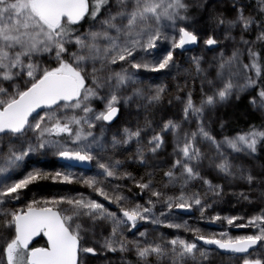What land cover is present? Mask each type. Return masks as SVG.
<instances>
[{"label":"snow or ice","instance_id":"obj_1","mask_svg":"<svg viewBox=\"0 0 264 264\" xmlns=\"http://www.w3.org/2000/svg\"><path fill=\"white\" fill-rule=\"evenodd\" d=\"M222 42H227L223 49ZM201 43L215 54L207 68L203 55L183 60ZM141 72L177 80L182 119L165 116L155 124L154 110L168 88L145 85ZM245 92L249 105L264 111V0H0V264H150L151 258L157 264H202L212 249L197 241L231 254L239 264H264V167L255 172L234 164L225 151L259 160L264 127L252 125L223 140L210 131L211 113ZM165 133L173 144L167 164L159 162ZM202 142L214 156L202 150ZM49 152L81 165L94 162L99 171L81 176L37 167L15 175L26 159ZM205 160L223 182L206 178ZM129 162L144 175H132ZM164 169L163 188L179 184V195L156 186L155 173ZM45 180L82 184L118 212L84 193L33 197L25 208L16 206L31 185ZM125 180L139 189L137 196L147 194L143 204L125 195L131 190L119 183ZM237 181L246 190L227 193L225 185ZM193 182L204 186L203 194L189 189ZM253 193L262 205L256 214L209 212L226 194L252 204ZM157 205H163L159 215ZM174 209L254 231L232 237L161 219ZM141 222L182 229L195 239L160 234L148 240L138 228ZM41 234L47 247L29 248Z\"/></svg>","mask_w":264,"mask_h":264},{"label":"rangeland","instance_id":"obj_2","mask_svg":"<svg viewBox=\"0 0 264 264\" xmlns=\"http://www.w3.org/2000/svg\"><path fill=\"white\" fill-rule=\"evenodd\" d=\"M89 3L91 4V0H89ZM227 7V5H225ZM193 16H195L197 19L200 18V14H199V10L193 8L192 9V13ZM85 27H87V25H85ZM227 42H222L220 47L223 49L226 46ZM231 52V48H228V54H230ZM203 55L205 58V62L203 63L204 67H208V62H211L213 59V56L215 54L212 53H207L204 51V45L201 43L200 46L191 51L190 53H186L183 57L184 61H189L190 57L192 56H200ZM245 62H247L245 60ZM188 67H190V64L187 65ZM213 75H214V71H213ZM141 76L144 79V84L148 85V72H141ZM183 79V76H181ZM197 85L199 87V83L197 82ZM154 88V87H153ZM255 91V90H252ZM177 93L173 92L170 95L166 96L162 102V104L160 106H158L154 111L156 113V117H155V124H159L162 117H168V118H173V119H182V115L180 112V105L179 103L175 100V95ZM181 96H184V94H179ZM250 95L248 92H245L241 95V98L239 101L233 100L230 101L228 104L224 105V106H220L218 107L213 113H211V120L212 123L210 125V131L212 132V134L214 136H216V138L218 140H223V136L220 137L219 135H216V130L220 129V123L221 121H225V119L229 116H232L233 114H235L236 110H237V105L241 100H245L248 103V100L250 99ZM171 100L172 103L169 104L168 101ZM199 101V100H198ZM197 101V102H198ZM250 106V105H249ZM93 107L99 108L98 103L94 102L93 103ZM251 107V106H250ZM252 110H254L258 115L261 116V118L264 119V111L261 110H257V109H253L251 107ZM133 110H135V108H133ZM134 123V121H133ZM191 130H195V123H193L191 126ZM158 130V129H157ZM166 136V146L165 148L162 150V153L159 157V162L160 163H169L173 157H172V152H173V144H172V137L171 135L165 133ZM69 146L71 147V145L69 144ZM201 147L202 150L205 151L206 153H208L209 156H214L215 152L214 149H210L209 146L205 143H201ZM226 153L229 155V159L234 163V164H244L246 167H251L253 168V170L255 172H260L262 167H264V157L262 156L259 160L253 161L250 158L244 156L243 154H237V153H233L231 152L230 149H226L225 150ZM237 157H239V159H237ZM119 158V157H118ZM57 157L52 155L51 152H49L47 155H40V154H36L33 155L31 157H29L28 159L25 160V163H30L33 166V162L35 160H39V161H43L45 163L48 162H55L57 164H59L56 161ZM60 169L58 171H69L71 173H75L77 175H91V174H95L97 171H99V169H97L95 167V164L93 162L92 164V170L89 172H83V171H79V170H74L70 167H68L65 164H59ZM136 167L140 168V166L136 165ZM37 165L34 164L33 168H36ZM32 168V169H33ZM31 169V170H32ZM141 169V168H140ZM30 170V171H31ZM23 168H21L17 173H15V175H22ZM26 171V170H25ZM143 171V170H142ZM164 171H166V169H164ZM27 172V171H26ZM130 172V171H129ZM132 173V172H131ZM24 174V173H23ZM203 174L206 176L207 179L211 180L213 183H217V182H223L221 180L220 174L217 173V171L213 168V167H209L208 164V160L204 161V165H203ZM132 175H134L132 173ZM144 175V172L143 174ZM141 175H134V176H141ZM177 175H179V172H177ZM165 177V176H164ZM166 178V177H165ZM119 183L127 185V187L129 189H131L130 191H125V195L129 196L131 199L136 200V202L143 204L146 200H147V194H145L142 198L137 196L136 194L139 193V189L135 188L134 185L131 183V181H120ZM200 182H193L192 185L189 186V189L191 191H199L201 192V194H203L204 189H202L200 187ZM226 191L227 193H232V192H239V191H244L246 190V186L243 184V182L237 181L234 184H226ZM162 190L167 192L170 195H179L180 193V185L177 184L175 187H168V188H163ZM80 193H84L87 196H91L93 198H95L97 201L103 202L105 204L106 207H109L111 210L117 211L118 209L116 208L115 205H109L107 201H104L102 197L97 196L96 193L92 192L91 189L84 187L82 184H80V187H78V189L76 188L74 191V195L73 193L71 194V196H76L79 195ZM69 192H67V195H64L61 192H57V196H54L53 199H60L64 196H70L68 195ZM253 199H254V203L249 204L247 202L244 201H239L238 198L235 195H231V194H226L224 196L223 200H218L216 204L213 205L212 209H209V212L212 214H220L222 216H229V215H234V214H243V215H250V214H256V212L254 210H258L262 207V205L260 204L259 200L256 199L257 194L253 193ZM207 199H212L211 197H208ZM17 203V201L15 202V204ZM62 207L67 208V205H64ZM161 207H163V205H157L156 208L154 209V212L156 215H159L160 209ZM209 213H205V216H208ZM161 219H167L168 222H176V223H185L187 222V224L190 226V221H200V226H205V227H209L210 229H212L215 232L218 231H227L228 234L232 237H236V236H240V235H247V234H252V232L254 231L251 228H240V227H229L226 223L224 222H216V223H209L208 220L206 219H201L200 217V213L198 211L193 210V215L189 218L184 217L182 215H178L176 213V209L173 210V212L171 214L168 215L167 218L165 217H161ZM237 223H241V221H237ZM138 228L140 231L142 232H147V239L148 240H153V239H157L160 234H163V236L166 239H172V238H176L177 236H179L180 238H184V235L190 233L184 230H176V229H170V228H165L162 226H157V225H153L150 223H144L141 222L138 225ZM129 236V238L131 239H142L139 237V233H137L136 237H133L131 235V233L127 234ZM89 239H88V243L91 244L93 243V239L91 238V233H88ZM195 237L189 239L194 240ZM0 240H2V237H0ZM188 240V239H187ZM214 251V250H213ZM212 254V252H211ZM210 254V255H211ZM109 256H112L113 254L109 253ZM118 255V254H116ZM130 256L134 257V255L129 254ZM227 256V255H226ZM209 258L206 260L202 261V264H209ZM97 264H100L99 261H97ZM113 264H119L118 260H113ZM150 264H157L155 258H151Z\"/></svg>","mask_w":264,"mask_h":264},{"label":"trees","instance_id":"obj_3","mask_svg":"<svg viewBox=\"0 0 264 264\" xmlns=\"http://www.w3.org/2000/svg\"><path fill=\"white\" fill-rule=\"evenodd\" d=\"M148 75H149L147 78L148 85H151L152 87H155L156 85L161 84V83L167 85L168 91L165 97L170 95L173 92L177 93L176 91L177 80L169 79L161 73L148 72ZM185 78L186 77L184 76H183V79L182 77H180V82L183 83ZM179 94H185V93L181 92ZM193 96H194V99H196L197 101L199 100L200 92H199V87L197 84H196V90L194 91ZM252 125H256L258 128L264 127V119L261 118V116L258 115L254 110H252L249 104H247V102L243 99L238 103L235 114L225 119L223 129L220 127L219 130H216V135L217 136L219 135L220 137L222 136L224 137L226 135L234 136L242 131H247L249 127ZM129 161H130V158H129ZM34 164H36L38 168H42V169H45L51 172L58 171L61 166L57 164L55 160L54 162H48V163L35 160L33 162V166ZM33 166L30 163H25L21 174L26 173V171H30L33 168ZM125 166L128 168V171L132 172L134 175L143 174L142 169L136 167L135 164H132L129 162ZM16 176L19 177L20 175L18 174ZM165 181H166V178L164 177V170H157L155 173V181H154L156 183V186L162 188L163 183ZM78 187H80V184H67L66 185V184L54 183L51 180H45L38 184L31 185L30 189L28 190V195L24 197L21 201H17L16 206L18 208H25L26 203H30L33 197L37 199H53L54 196L58 197L57 192H61L64 195H67V192H69L68 195L71 196L72 193L74 195V191L76 188L78 189ZM200 187L204 189V186H202V184H200ZM189 223H190V226L193 228L198 227L205 233H211V229L209 227L200 226L201 224L200 221H190ZM193 237L194 236L192 235V233H188L184 235V238L188 240ZM44 246H45L44 241L41 238L33 245L34 248L44 247ZM128 258L135 261V258L130 255L128 256Z\"/></svg>","mask_w":264,"mask_h":264},{"label":"water","instance_id":"obj_4","mask_svg":"<svg viewBox=\"0 0 264 264\" xmlns=\"http://www.w3.org/2000/svg\"><path fill=\"white\" fill-rule=\"evenodd\" d=\"M200 45L198 46H192L193 50L197 49ZM57 162L60 163V164H65L67 166H69L70 168L72 169H75V170H80V171H90L92 169V164L91 165H81V164H78V163H74V162H68V161H64V160H61L59 158H57ZM193 212V211H192ZM192 212H183L181 210H178L176 209V213L178 215H182L184 217H191L192 216ZM39 238H42L44 243H45V247H47V238L45 236H43V234L39 235V236H36L33 238V240L31 241L30 245H29V248H33V244L39 240ZM198 245H201L202 247L204 248H210L214 251H217L219 254L221 255H227V256H231V254L229 253H225V252H222L221 250L219 249H216L215 246H207V245H202V242L200 241H197Z\"/></svg>","mask_w":264,"mask_h":264},{"label":"flooded vegetation","instance_id":"obj_5","mask_svg":"<svg viewBox=\"0 0 264 264\" xmlns=\"http://www.w3.org/2000/svg\"><path fill=\"white\" fill-rule=\"evenodd\" d=\"M211 232L215 231L211 229ZM209 264H239V262L232 259L231 256L221 255L217 251L212 250V254L209 258Z\"/></svg>","mask_w":264,"mask_h":264}]
</instances>
